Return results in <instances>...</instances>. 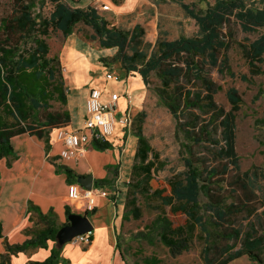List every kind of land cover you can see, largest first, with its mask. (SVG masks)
<instances>
[{
    "label": "rangeland",
    "instance_id": "1",
    "mask_svg": "<svg viewBox=\"0 0 264 264\" xmlns=\"http://www.w3.org/2000/svg\"><path fill=\"white\" fill-rule=\"evenodd\" d=\"M63 1L72 7L80 8L94 5L108 6L109 10H99L98 15L109 23V27L113 26L125 33H130L138 25L140 33L135 41L126 47L125 54L130 56L133 52H140L149 58L157 53L160 41H173L180 37H200L198 24L186 14L181 4L188 5L198 12L200 9L212 6L216 0H80L78 4L72 3L71 0ZM245 2L254 7L264 5V0H245ZM54 6L55 3L51 0H37L33 9L34 14L49 19ZM12 9L13 0H0V20L8 17ZM230 28L233 41L225 56L229 71L234 76L231 77L228 72L220 73L216 68L208 72L217 86L214 95L217 105L225 111L230 109L231 105L227 99L229 88L236 89L241 98L239 110L235 112V151L239 158V170L237 172L231 170L226 175L222 184L224 203L221 207L224 209L232 203L236 205L238 211L229 218V222L214 220L206 206L207 198L200 194L197 215L201 216L202 220L197 224L186 214H177L172 211V206L162 204L158 196L153 193V189L149 188L150 186L143 188L138 184L140 179L131 174L132 165L138 163L133 158L136 149L134 135L138 131L151 147L152 153L149 159L154 160L152 177L155 180L167 185L169 181L182 179L187 171L184 160L188 154L181 148L183 137L178 133L174 118L159 98L157 90L161 88V83L156 73L150 72L147 82H144L138 74L127 72L117 60V49L100 47L92 28L83 23L75 24L72 33L66 37L61 31L52 27L48 28L47 36L43 37L48 45L47 58L52 60L51 67L54 70L53 79L48 78L44 73L43 85L47 94L45 100L47 111L68 110L71 113L72 123L77 124L84 120V98L91 86L101 87L106 95L116 92L124 96L127 91L132 92L133 120L127 137L129 145L127 144L124 153L119 155L123 149L122 136L125 135L121 132L119 137L121 140L115 144L114 151V154H117V175L114 169H109L108 183L103 187L108 191V200L115 208L112 204L99 208L92 219L93 225L104 224L109 220L111 209L112 211L116 209L114 238L116 243L117 237L116 252L122 264H216L225 255L216 256L213 252L207 255L204 250L208 245L215 243L217 247H222L228 244L234 251L241 247V241L246 233L256 232L257 235H264V62L259 64L262 73L250 78L248 63L242 49L264 34V28L245 33L234 21L231 22ZM30 46H32L31 42L28 43V47ZM107 73L113 76L111 81L106 79ZM241 75H246L250 81H242ZM63 89H65L66 103H62L59 98ZM121 107L122 103H119V108ZM40 115H43V112H40ZM22 136L16 137L13 148L18 157H23L29 152L28 154H33V158L27 159L24 156L27 160L18 161L13 174L7 172L5 162L0 163V218L9 243L20 238L16 229L22 224L23 218L27 219L25 210L20 211L19 200L14 203V214L5 207L6 199L11 197L14 190H16L15 195L21 198L27 189L26 198H33L43 208L46 207V202L40 197L46 193L51 198H55L52 201L55 209L60 210L62 200L63 205L68 206L71 213H77L83 208L82 201L69 200L68 188L65 187L62 178L50 177L47 167V163L51 164L48 157V140L25 139ZM56 149L55 147L51 150L52 155L57 154ZM153 153L157 154V160L153 159ZM110 156L113 157L112 153ZM86 157L85 160L89 161L94 170H97L100 161L106 159L96 154ZM83 161L84 159L77 164V168L81 167ZM244 173L246 176H243ZM88 174L92 173L89 171L83 175ZM237 175L243 176L242 183L245 184V189L235 182ZM10 176L12 182L24 185V191L22 186L16 187L9 182ZM132 198L135 199V205L139 209L138 219L129 213L131 209L129 201ZM171 205H176V202L173 201ZM159 218H165L173 227L179 226L182 229L183 235H177L186 239L182 249L171 250L162 243L161 230L152 228L154 221ZM65 222L64 214L56 220L58 226ZM226 227L237 229L240 234L239 239L228 241L221 239L219 234ZM48 243L47 248L20 252V255L27 257L28 262L24 264L42 261L39 258L44 255L47 258L53 247L52 241ZM65 246L70 249L77 246L86 247L73 241L64 244L63 248ZM2 250L3 244L0 239V252ZM256 253L260 262L243 255L227 264H264V246ZM18 255L13 256L16 258L14 264L23 262V258H19Z\"/></svg>",
    "mask_w": 264,
    "mask_h": 264
},
{
    "label": "trees",
    "instance_id": "2",
    "mask_svg": "<svg viewBox=\"0 0 264 264\" xmlns=\"http://www.w3.org/2000/svg\"><path fill=\"white\" fill-rule=\"evenodd\" d=\"M36 1L13 0L10 15L0 20V160L5 159L7 168H10L17 159L11 144L14 137L27 134L39 140L47 139L49 130L70 122L67 111H47L44 73L53 79L54 70L51 67L52 60L47 58L48 45L43 37L47 36L49 27L61 31L66 37L72 33L75 24L83 23L92 28L100 47L117 49V60L127 72L138 74L144 82H147L150 72L156 73L161 83V88L157 90L159 98L183 137L181 148L188 157L184 160L187 171L182 179L169 181L165 185L152 177L155 164L154 160L149 159L151 147L140 131L134 135L136 149L133 158L138 163L132 165V176L140 179L138 184L143 188L150 186L162 204L172 206V211L177 214H186L196 224L202 220L197 215L200 194L207 198L206 206L214 220L229 222L238 209L232 203L221 208L224 203L222 184L229 171L239 170V158L235 151V112L239 110L241 98L236 89L229 88L227 99L230 109L225 111L217 105L214 101L217 86L208 71L216 68L220 73L228 72L231 77L234 76L229 71L225 56L233 41L231 22H237L245 33L264 28V5L254 7L245 0H216L212 6L196 12L188 5L181 4L186 14L198 24L200 37L160 41L157 53L147 58L140 52H133L130 56L125 54L126 47L140 33L138 25L130 33H125L113 26L109 27V23L98 15L94 6L72 7L63 0H51L55 3L54 10L49 19H45L34 14ZM71 1L74 4L80 2ZM29 42L32 44L30 47ZM242 49L248 63L249 77L260 75L262 70L259 64L264 62V34ZM240 79L250 81L246 75H241ZM59 98L62 103H66L65 89L60 91ZM93 148L105 151L111 149V145L96 142ZM152 156L157 160L156 153ZM55 172L65 174L67 185L75 183L79 177L67 167L59 166ZM243 176L237 175L235 182L245 189ZM107 183V179L96 180L94 187H104ZM173 201L176 202L174 206L171 205ZM129 204V213L138 219L140 214L135 199L132 198ZM28 211L34 212L37 220L35 226L26 230L29 238L22 243H9L3 236L0 223V239L4 249L0 254V264H10L11 257L20 252L47 248L49 241L53 242L49 256L43 261L28 264H69L68 259L62 256L63 245L57 243L56 233L68 223L70 208L64 207L66 222L61 226L56 224V214L52 210L44 214L29 202ZM93 212L85 211V215ZM152 228L161 230L160 239L169 249L180 250L184 247L185 237H177L183 235L179 226L173 227L167 219L159 218L154 221ZM219 235L228 241L238 240L240 234L237 229L226 227ZM263 246L264 235L254 232L244 235L241 247L237 250L233 251L228 244L217 247L212 243L204 251L207 255L211 252L216 256L225 255L216 264H227L243 255L260 262L256 252Z\"/></svg>",
    "mask_w": 264,
    "mask_h": 264
},
{
    "label": "crops",
    "instance_id": "3",
    "mask_svg": "<svg viewBox=\"0 0 264 264\" xmlns=\"http://www.w3.org/2000/svg\"><path fill=\"white\" fill-rule=\"evenodd\" d=\"M91 87L102 90L101 87H99V86H91ZM102 91H104V90H102ZM127 92L132 93L131 91H127ZM87 93H88V91H86V95H87ZM86 95H85V97H86ZM120 96L121 97H120V99L118 101V106H119V103H122V107L119 108V109L125 110V109H127L128 106L126 104L125 98H123L122 95H120ZM84 100H85V98H84ZM132 103H133V100H132ZM83 109H84V104H83ZM130 109H131V111L133 110L132 108H130ZM59 111H67L69 113V115H70V122L67 125L61 126V127H67L69 129H71V128H79V127L82 126L83 120H82V122H79L77 124H73L72 123L71 113L68 110H59ZM122 130L123 129L118 126L116 128L115 132L113 133V135L109 136L106 139V142L111 145V149H108V150H105V151H98V150L94 149L93 146H92L88 150V152L86 153V155L96 154V155H101V156L106 158L105 160L100 161L99 165H97V170L93 169V167L90 165V163H89V161L87 159L85 160V158H87L86 155L84 157L83 163L81 164V167H79V168H77V165L74 166V165H71V164H68V163H65L63 165L54 164L52 159L54 157H56L57 154L56 155H52L51 150L56 147L57 148L56 149V153H58V151L60 149V144H55L53 146L49 145L48 146V150H49L48 154L51 156L50 157L51 164L47 163V165H48L47 167H48V172H49L50 177L52 179L60 177V178H62V180L65 181V174H63V173L56 174V172H55L57 167L62 166V167H67V168L72 169L79 176H86V175H83V174L90 171L93 175L92 174H88V175H92L93 185H94L96 180L107 179V181H108L107 177H108L109 169L107 167H112L110 169H114V170H115L116 167H118L117 162H116V155L117 154L115 155L114 151H115V144L118 141L121 140V139H119V137L121 136ZM129 132L128 133L124 132L125 135L122 136L123 145L121 147L123 149L121 150V153H119V155L124 153L123 151H125V146L128 144L127 137H128ZM23 135H27V134H23ZM20 136H22V135H20ZM23 137L25 139H27V138H30V139L36 138L35 136H29V135L22 136V138ZM113 137H115V139H113ZM116 138H118V139H116ZM15 139H16V137H14L11 140L12 146H13V143H14ZM37 140H39V139H37ZM47 140H48V137H47ZM39 141H41V140H39ZM14 152L16 154L15 150H14ZM28 153L29 152H26V154L24 156L27 159L28 158H33V154H31V153L28 154ZM111 153H112L113 157L110 156ZM16 156H17V154H16ZM24 156L23 157L22 156H20V157L17 156V159L12 162L10 168H7L5 159L0 160V163H4L5 162V167H6V169H8L7 172H9L10 174H13L14 170L16 169V163L18 161H22L23 162L24 159H26ZM9 182L13 183L16 187H20V186H22V188L24 187V185H22V184H16V183L12 182L11 176H10ZM64 183H65V187L68 188L66 182H64ZM24 188H23V191H24ZM41 191L43 192L44 189H42ZM15 194H16V190H14V192L11 194V197H8L6 199L5 207H7V210H9L10 212H12L14 214V211H15L14 210V207H15L14 203H15L16 200H19L20 201L19 206L21 208L20 211L22 209L25 210L24 212L27 215V219L24 220V218H23L22 224L19 227H17L16 232H17V234L19 235L20 238L18 240H14L13 243H22L23 241L28 239L29 236H27L26 230H28V229L32 228L33 226H35V222L37 220L36 219V214L34 212H32V211H28V203L29 202H31L33 205L37 206L40 209V211L42 213H44V214L49 212V210H52L56 214V220L58 219L59 216L61 218L63 216V214H64V207L65 206L63 205V200L60 201V206H59L60 210L55 209L54 204H52V201L55 198L54 197L51 198V196H49L48 193L43 194L40 197L46 202L45 205H46L47 208L46 207L43 208L40 204L36 203V201L33 198H30V199H28V197L26 198V196L28 195L27 194V189H26V192H24V194H23V196L21 198H18ZM34 196H37V195H34ZM24 201H25V203H23ZM111 204L113 205V203L110 202L108 199L98 198L96 200L95 207L93 209L94 212L90 213L89 215H87V217L89 218L91 223H92V219H94V217L98 213V209L99 208L101 209V208H103L105 206H109V205L111 206ZM114 208H115V206H114ZM77 213L85 214L84 208H82ZM116 218H117L116 209H114V211H112V209H111V211L109 213V218H108L109 220H107L104 224L93 225V223H92L93 230L90 233L91 241L89 240V243L86 245V247L80 248V246H77V247H73L72 249H70L67 246H65L63 248L62 256L64 258L68 259L69 264H122V261H121L119 255L116 252V243H115V238H114V227H115V224H116ZM1 222H2V218H0V223ZM2 228H3V230H2L3 236L8 239V236H6L5 233H4V229L5 228L3 227V225H2ZM8 242H9V240H8ZM13 243H11V244H13ZM48 246H49V243H48ZM3 251H4V249L0 252V254L3 253ZM29 252H31V251H29ZM18 256H19V258H23L22 264L28 262L27 261V257L22 256V254L21 255L19 254ZM45 257H46V255L42 256V258H39V259L43 261ZM15 260H16V258H14L12 256L11 260H10V264L11 263L14 264Z\"/></svg>",
    "mask_w": 264,
    "mask_h": 264
},
{
    "label": "built area",
    "instance_id": "4",
    "mask_svg": "<svg viewBox=\"0 0 264 264\" xmlns=\"http://www.w3.org/2000/svg\"><path fill=\"white\" fill-rule=\"evenodd\" d=\"M97 11L109 10L106 5L96 6ZM111 73L106 74V79L111 81ZM120 95L112 92L106 95L104 91L91 88L84 100L85 116L83 124L79 128L58 127L48 131V142L50 146L60 144V149L53 158L54 164L63 165L65 163L76 166L84 159L88 150L96 142L104 143L106 139L113 135L119 126L125 133L129 132L133 115L131 111L132 94L127 92L125 98L127 109H119L118 101ZM48 157L51 156L48 154ZM109 193L103 187L92 186L91 190H86L77 182L68 185V198L70 201H82L85 211H92L98 198L108 199ZM73 243L87 245L89 243V233L76 236Z\"/></svg>",
    "mask_w": 264,
    "mask_h": 264
},
{
    "label": "water",
    "instance_id": "5",
    "mask_svg": "<svg viewBox=\"0 0 264 264\" xmlns=\"http://www.w3.org/2000/svg\"><path fill=\"white\" fill-rule=\"evenodd\" d=\"M76 182L86 190H91L93 186L92 175L79 176ZM67 222L56 233V240L59 245L71 242L76 236L90 234L93 230V225L85 214L70 213L67 216Z\"/></svg>",
    "mask_w": 264,
    "mask_h": 264
}]
</instances>
